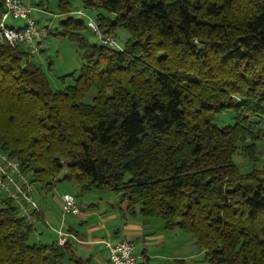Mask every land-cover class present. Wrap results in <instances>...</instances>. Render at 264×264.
Returning <instances> with one entry per match:
<instances>
[{"label": "trees", "instance_id": "obj_1", "mask_svg": "<svg viewBox=\"0 0 264 264\" xmlns=\"http://www.w3.org/2000/svg\"><path fill=\"white\" fill-rule=\"evenodd\" d=\"M77 1L103 36L126 30L123 47L91 42L82 9L58 0V34L83 64L54 90L35 52L0 40L2 150L34 191L109 190L191 234L208 264H264V167L233 158L258 161L264 141V0ZM225 112L234 122L218 126ZM34 231L0 192V264L74 258L69 241L30 243Z\"/></svg>", "mask_w": 264, "mask_h": 264}, {"label": "crops", "instance_id": "obj_2", "mask_svg": "<svg viewBox=\"0 0 264 264\" xmlns=\"http://www.w3.org/2000/svg\"><path fill=\"white\" fill-rule=\"evenodd\" d=\"M263 148L261 145L259 149L258 160L263 162L260 169L264 167ZM64 193L76 196L79 214L63 212L61 196ZM33 196L40 209L39 218L34 220L36 241L45 244L57 242L59 231L73 236L68 241L74 258H67L65 264H109L106 243L120 240L135 244L137 264L181 262L183 254L172 251L181 236L175 237V233L156 218L145 217L139 212L131 214L127 210V202L122 201L119 195L109 197L91 190L79 196L77 187L64 180L57 183L52 191L35 190ZM58 210L61 211L60 216Z\"/></svg>", "mask_w": 264, "mask_h": 264}, {"label": "rangeland", "instance_id": "obj_3", "mask_svg": "<svg viewBox=\"0 0 264 264\" xmlns=\"http://www.w3.org/2000/svg\"><path fill=\"white\" fill-rule=\"evenodd\" d=\"M27 3L34 7L33 17L37 21V25L40 28L44 29V36L41 43L38 45L37 50L35 51V59H37L43 70L45 71L52 89H63L68 84H70L71 78L69 75L71 72L79 71L82 64V51L79 49L78 45L75 42L70 41L67 37L58 34L61 30L60 21L64 19L65 15H60L58 11V0H25ZM73 8L75 11L82 9L80 3L77 0H72ZM84 13L74 14L77 19H84L87 23L88 20L94 19L93 14H88L83 10ZM95 20V19H94ZM8 23L19 26L23 23L22 20L19 19H9ZM89 31V32H88ZM87 35L91 42L98 43V39L93 35L92 31L88 29ZM128 32L124 29H120L114 35L116 39V47H123L125 40L128 37ZM64 77V78H62ZM93 92L90 93L89 96L86 97L85 100L90 101ZM233 114L230 112H225L222 114H218L215 118V123L218 126H226L228 124H232ZM264 145V141L259 142V146ZM264 149V148H263ZM259 153V152H258ZM260 154V153H259ZM264 152L262 151L261 155ZM260 155V156H261ZM234 161L238 165L241 172H249L253 168H260L262 163L260 160L254 162L249 160L242 153L234 154ZM262 160V159H261ZM67 174V170L65 169L60 177H64ZM60 186V185H59ZM64 187V186H63ZM64 190V189H61ZM73 192V190H71ZM99 194L105 195H115L112 191L109 190H97ZM59 209V208H58ZM58 216H60L61 211L58 210ZM60 213V214H59ZM158 219V218H156ZM161 221L160 219H158ZM173 231L175 237L180 239V242L174 243V247L172 251L175 253L183 254L181 262H175L176 264H208L205 259L204 251H198L199 246L195 242L194 237L191 234L181 231L178 228L170 229ZM49 232H51L49 230ZM184 235V236H183ZM37 234L31 236L29 242H37L36 241ZM183 236V237H182ZM188 240H186V238ZM202 249V248H201Z\"/></svg>", "mask_w": 264, "mask_h": 264}, {"label": "built area", "instance_id": "obj_4", "mask_svg": "<svg viewBox=\"0 0 264 264\" xmlns=\"http://www.w3.org/2000/svg\"><path fill=\"white\" fill-rule=\"evenodd\" d=\"M34 7L24 0H5L4 9L0 10V40L11 45L22 43L35 52L39 41L44 36V29L37 25L33 17ZM78 13H84L80 10ZM19 19L23 23L14 26L8 23L9 19ZM87 27L101 44L116 46L114 35L103 36L94 19H89ZM0 192L12 199L20 214L28 221L34 222V213L40 212L39 206L33 197L34 184L29 175L22 169L20 162L9 156L0 146ZM62 210L64 213L79 214L80 205L75 195L62 194ZM72 235L59 231L57 243L65 244ZM109 264H137L135 244L128 240L106 243Z\"/></svg>", "mask_w": 264, "mask_h": 264}]
</instances>
